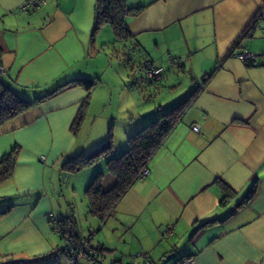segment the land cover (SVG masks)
<instances>
[{
	"label": "crops",
	"instance_id": "1",
	"mask_svg": "<svg viewBox=\"0 0 264 264\" xmlns=\"http://www.w3.org/2000/svg\"><path fill=\"white\" fill-rule=\"evenodd\" d=\"M23 1L0 0V78L29 99L69 84L0 126V158L20 148L12 176L0 183V264H52L59 255L56 183L62 164L82 153L72 124L88 95L72 81L98 84L104 50L121 53L129 41L141 69L153 64L173 76L188 69L200 79L188 96L201 86L149 160L148 175L122 196L90 244L103 247V264H130L137 251L154 264L186 257L194 264H264V20L234 50L252 53V61L226 57L264 0H125L140 11L126 18L124 40L107 24L94 31L96 0H47L27 13L19 10ZM170 58L182 62L177 67ZM163 78L167 73L151 85ZM138 102L132 117L150 111L140 113L147 97ZM126 149L113 145L108 156ZM106 159L85 173L92 179L101 172L104 191L116 182ZM170 225L173 234L165 236Z\"/></svg>",
	"mask_w": 264,
	"mask_h": 264
},
{
	"label": "trees",
	"instance_id": "2",
	"mask_svg": "<svg viewBox=\"0 0 264 264\" xmlns=\"http://www.w3.org/2000/svg\"><path fill=\"white\" fill-rule=\"evenodd\" d=\"M139 11L140 7H129L125 0H96L94 31L98 30L102 25L107 24L112 29L117 40L126 38L129 34L126 18L136 15ZM257 28L258 19L254 18L240 36L236 38L226 57L231 56L234 50L239 46V42L245 37L252 36ZM1 52L2 50L0 47V55ZM217 69L218 66L211 72L203 75V84L212 77ZM72 83L82 85L88 91V95L84 99L83 105L72 124V130L75 132L86 112L90 89L96 82L87 79H76L72 81ZM67 84L61 85L41 96H35L29 99L20 87L0 78V126L15 118L31 106L56 94L66 87ZM200 86H197L184 100L161 113L157 118L131 134L127 138V149L119 156H108L113 149L112 136L109 133L110 136H108L107 141L92 150L89 154H78L62 164L61 168L64 172L75 173L90 166L101 157H107V171L116 178V182L110 189L104 191L101 184L102 173L98 172L94 176L84 192L87 200V209L90 215L97 217L101 222L109 216L122 196L139 179V173L142 168L148 166L151 157L160 148L164 139L180 119L186 108L193 102L199 92ZM19 150L20 148L15 146L0 158V183L12 176ZM58 222V232L66 243L70 244L74 249H80L81 246L87 242L90 247L94 248L95 254H86L83 257L89 259L93 264H100L102 262L103 247L99 245L92 246L89 242V238L84 239L79 234V229L73 216H65L58 220ZM62 251L63 249L59 250L60 254H62ZM69 264L71 263L69 262Z\"/></svg>",
	"mask_w": 264,
	"mask_h": 264
},
{
	"label": "rangeland",
	"instance_id": "3",
	"mask_svg": "<svg viewBox=\"0 0 264 264\" xmlns=\"http://www.w3.org/2000/svg\"><path fill=\"white\" fill-rule=\"evenodd\" d=\"M101 33L100 38H105L104 32L102 36ZM134 48L129 41L121 53L114 52L117 48L113 50L109 48L110 50L106 49L102 53L106 55V74L104 76L100 74L97 76L99 78L98 84H94L90 89V94H93V100L88 111L85 112L82 122L77 130L73 132L77 141L76 145L79 148L78 150L82 154L87 155L106 142L110 134L113 145H127V138L129 136L127 137L125 132L128 129L138 123H141V127H143L157 118L161 113L184 100L188 96L190 88H194L196 82L200 80L197 78V81H195L194 75L187 73L188 69H186L185 73L181 71L175 76L171 74L170 70L168 72L164 71L163 77L167 73V79L163 78V82L161 81L162 83L159 86H152L151 84L154 82H140L142 75L144 76L145 63L141 69L139 65L141 54ZM110 65L111 67H109ZM172 70L175 71V69ZM134 84L137 86H134ZM145 97L149 100V107L144 109V106H142L143 109L140 113H144L147 110L150 111L145 113L146 115L142 114L140 117H137L135 114V117H132L134 113H130L129 109L133 108L136 101H141ZM125 142L126 144H124ZM42 158L44 159V157ZM100 165H102V160L96 162L91 167L96 169ZM89 167L87 166L80 171L69 174L62 171V175L57 180L55 192L56 202L58 206L60 205L61 210H63L61 216L60 213H57V216H73L79 229V234L84 239L92 237L90 243L93 244L97 240V235L100 232L99 227L103 223L88 213L84 192L94 178L90 179V174L89 176L85 174L88 173L87 169H90ZM92 222L97 223L92 225ZM57 241L58 247L63 249L65 241L59 234H57ZM85 260V257L80 258L75 264H83ZM52 264H69V261L59 253Z\"/></svg>",
	"mask_w": 264,
	"mask_h": 264
},
{
	"label": "built area",
	"instance_id": "4",
	"mask_svg": "<svg viewBox=\"0 0 264 264\" xmlns=\"http://www.w3.org/2000/svg\"><path fill=\"white\" fill-rule=\"evenodd\" d=\"M47 3V0H24L20 7L19 10L22 13H27L30 11L37 10L44 6ZM258 20H264V8L260 10L258 13ZM232 56L237 57L243 61L250 60L252 61L254 59V55L249 52L245 51H240V52H233ZM171 65L179 66L182 62L175 60L173 58L169 59ZM163 72L164 69L162 67H155L151 64H145L144 65V76L140 79L141 81H147L148 83L152 82H157L163 77ZM4 69L1 67L0 68V75H3ZM193 130L198 131L197 126L192 127ZM149 173V168L148 166H145L142 168V170L139 173V179L142 177L147 176ZM165 236H171L173 234V226H167L164 230L163 233ZM92 255L95 254L94 248L90 247L88 243H84L80 249H74L70 244L65 242V245L63 247L62 255L65 256L68 261L71 264L77 263V261L80 258H83L84 255ZM195 260L193 257H186V258H181L179 259L175 264H194ZM100 264H103L102 262ZM130 264H154L151 256L149 253L144 252V251H137L131 256V263Z\"/></svg>",
	"mask_w": 264,
	"mask_h": 264
}]
</instances>
